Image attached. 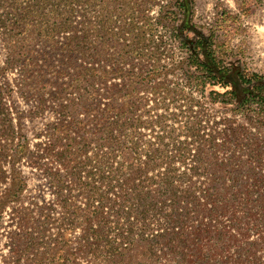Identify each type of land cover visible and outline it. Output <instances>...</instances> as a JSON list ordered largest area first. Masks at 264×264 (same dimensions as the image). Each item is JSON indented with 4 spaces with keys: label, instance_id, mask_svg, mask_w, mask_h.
I'll use <instances>...</instances> for the list:
<instances>
[{
    "label": "trees",
    "instance_id": "obj_1",
    "mask_svg": "<svg viewBox=\"0 0 264 264\" xmlns=\"http://www.w3.org/2000/svg\"><path fill=\"white\" fill-rule=\"evenodd\" d=\"M152 7L0 0V77L19 69L56 116L32 143L0 80V225L28 165L61 208L43 221L59 227L54 257L76 255L78 234L93 264H260L250 234L264 227V73L232 69L202 34L185 41V1Z\"/></svg>",
    "mask_w": 264,
    "mask_h": 264
},
{
    "label": "rangeland",
    "instance_id": "obj_2",
    "mask_svg": "<svg viewBox=\"0 0 264 264\" xmlns=\"http://www.w3.org/2000/svg\"><path fill=\"white\" fill-rule=\"evenodd\" d=\"M176 1L152 0L151 12L157 14L164 5L175 10ZM183 1L185 10L179 15L181 19L177 24L181 29L185 25V41H194L202 34L212 42L218 55L232 69L264 73V0ZM5 60V45L0 36V66ZM19 73V69L11 70L0 80L9 81L13 86L10 104L18 112L15 113L16 123L20 122L27 137L35 143L39 141L38 135L56 116L48 108L40 110L36 98L21 86ZM22 168L28 186L20 203L7 209L0 225V264H93L92 257L87 253L77 252L78 234L68 237L71 244L69 249L76 255L73 256L68 250L62 253L60 259V254L56 257L51 255L50 247L58 241L59 227L56 221L43 224L44 215L50 213L52 217L58 218L61 216V208L44 174L28 165ZM49 203L53 204L54 209H42ZM261 236L264 238V227L262 235L253 229L250 241L252 251L260 257L259 263L264 264V241L260 240ZM57 258L58 262H54Z\"/></svg>",
    "mask_w": 264,
    "mask_h": 264
}]
</instances>
